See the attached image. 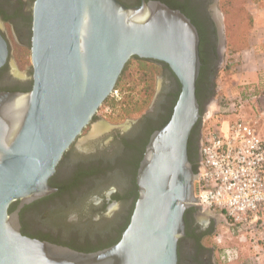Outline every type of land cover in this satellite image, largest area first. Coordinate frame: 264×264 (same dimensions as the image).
Segmentation results:
<instances>
[{
    "label": "water",
    "instance_id": "obj_1",
    "mask_svg": "<svg viewBox=\"0 0 264 264\" xmlns=\"http://www.w3.org/2000/svg\"><path fill=\"white\" fill-rule=\"evenodd\" d=\"M9 55L0 32V67ZM133 56L167 63L181 92L169 122L150 136L137 173L139 196L121 239L85 252L25 235L19 211L56 190L50 179L63 156ZM31 62V90L0 92V264H177L187 209L224 221L197 204L189 140L202 117V60L199 31L185 13L155 0L132 7L119 0H35ZM133 121L115 127L125 130ZM15 201L20 204L10 212Z\"/></svg>",
    "mask_w": 264,
    "mask_h": 264
},
{
    "label": "flooded vegetation",
    "instance_id": "obj_2",
    "mask_svg": "<svg viewBox=\"0 0 264 264\" xmlns=\"http://www.w3.org/2000/svg\"><path fill=\"white\" fill-rule=\"evenodd\" d=\"M34 1L0 0V32L8 43L9 60L20 48L31 51ZM119 1L132 7L152 0ZM155 1L181 10L199 31L200 53L208 60L209 66L200 88V98L205 102L211 89L209 81L213 79V71L220 61L221 18L217 7L218 0ZM9 60L0 67V92L32 89L33 66L27 70L25 76H19L13 73ZM148 60L159 64L167 75L165 90L153 110L136 121L132 120L129 128L125 130L114 128L85 138H81V135L65 153L50 179V184L56 190L24 205L19 211L25 235L85 252L105 249L121 239L128 222L131 221L138 199L137 193L139 196V165L152 130L158 126L149 129L151 121L159 116L162 111L161 101L165 95H169L170 91H166V86L170 89L180 82L167 63ZM104 136L107 138L103 139ZM199 136L197 125L192 133V154L197 166L201 147ZM141 141L144 143L136 158L135 151ZM127 174L132 177V187L125 188L123 192L117 184H107L110 178ZM19 204L20 201L12 203L10 212L16 211ZM73 204L82 206L80 210L73 211L70 208ZM185 221V234L178 243L177 264H220L215 246L208 241L216 228V218L201 217L196 208H189ZM29 227L34 229L30 230ZM103 236L106 238L103 239Z\"/></svg>",
    "mask_w": 264,
    "mask_h": 264
},
{
    "label": "rangeland",
    "instance_id": "obj_3",
    "mask_svg": "<svg viewBox=\"0 0 264 264\" xmlns=\"http://www.w3.org/2000/svg\"><path fill=\"white\" fill-rule=\"evenodd\" d=\"M217 7L223 39L221 57L215 69L214 95L206 101L199 121L200 134L202 136L203 131L220 126L223 120L243 117L251 121L264 138V69L260 73L259 83L251 81V78L260 71L256 67L259 59L255 54L259 53L264 60V27L256 28L260 16L264 21V0H218ZM12 59L17 66L15 74L19 76H24L32 67L31 51L27 48L17 50ZM242 62H245V65L242 66ZM166 78L167 75L156 62L132 57L116 85L119 97L109 96L105 100L81 138L108 132L116 128L115 126L136 121L147 114L155 97L158 95V101L162 96ZM167 87L166 91H170L168 93L170 96L165 95L162 99L160 105L162 111L151 121L149 129L159 125L170 113L174 94L179 86L175 83L170 89ZM240 98L243 99V107L236 113L222 111L226 99L236 102ZM106 106H110V111H106ZM96 125L102 127L101 131L95 132ZM143 143L144 141H141L135 151L136 158ZM111 183L117 184L123 192L125 188L132 187V177L128 174L117 175L107 181V184ZM81 206L82 204H73L70 208L78 211ZM201 217L206 218L204 215ZM216 223V228L208 241L215 246L220 264H264V228L248 234L246 239H240L224 221L216 219ZM115 235L116 233L113 234ZM226 248L237 249L239 257L231 261L222 260L221 254Z\"/></svg>",
    "mask_w": 264,
    "mask_h": 264
},
{
    "label": "built area",
    "instance_id": "obj_4",
    "mask_svg": "<svg viewBox=\"0 0 264 264\" xmlns=\"http://www.w3.org/2000/svg\"><path fill=\"white\" fill-rule=\"evenodd\" d=\"M110 96L119 97L116 87ZM242 107V98L226 99L222 111L236 113ZM200 154L197 204L221 214L240 239L264 228V138L251 121L243 117L223 120L220 126L203 131ZM238 257L235 248L221 254L226 261Z\"/></svg>",
    "mask_w": 264,
    "mask_h": 264
},
{
    "label": "trees",
    "instance_id": "obj_5",
    "mask_svg": "<svg viewBox=\"0 0 264 264\" xmlns=\"http://www.w3.org/2000/svg\"><path fill=\"white\" fill-rule=\"evenodd\" d=\"M201 54V53H200ZM133 57H138V56H133ZM138 58H140V57H138ZM201 60H202V67H201V73H200V77H199V79H198V82H197V96H198V99H199V102H200V104H201V112L203 113V111H204V105H205V103H206V101H208L213 95H214V92H215V82H214V79H215V76H216V72L215 71H213V79H211L209 82H210V86H211V89H210V93L208 94V99H206V101L204 102V101H202L201 100V98H200V88H201V85L203 84L202 83V80H203V78H204V76H205V72H208V70H209V66H208V60L207 59H205L204 57H203V55L201 54ZM175 75V74H174ZM179 87H178V89H177V91L175 92V94H174V99H173V101H172V106H171V109H170V113H169V115L157 126V128L156 129H153L152 131L154 132V130H157V129H160V128H162L166 123H168L169 122V120L171 119V116H172V113H173V110H174V106H175V104H176V102H177V99H178V97H179V94H180V92H181V83L179 82V85H178ZM31 90V89H30ZM29 91V90H28ZM198 126H199V123L197 124ZM196 125V126H197ZM152 132V133H153ZM151 133V134H152ZM192 144H193V140H192V135H191V137H190V140H189V156H190V160L192 161V163H193V167H194V170L197 172L198 171V166H197V164L195 163V159L193 158V154H192ZM137 198H138V193H137ZM11 209V208H10ZM189 209H187V211H188ZM186 211V212H187ZM186 214V213H185ZM130 222V221H129ZM129 222H128V224H129Z\"/></svg>",
    "mask_w": 264,
    "mask_h": 264
},
{
    "label": "crops",
    "instance_id": "obj_6",
    "mask_svg": "<svg viewBox=\"0 0 264 264\" xmlns=\"http://www.w3.org/2000/svg\"><path fill=\"white\" fill-rule=\"evenodd\" d=\"M264 27V21H263V18L262 16H260L257 20V26L256 28L257 29H263ZM262 41V40H261ZM255 56L257 57L258 60V65L256 66L257 69H259V74L256 73L252 78H251V81H254V82H257L259 83L261 81V75L260 73L262 72V70L264 69V60L262 59V57H260V54L259 53H256ZM259 57V58H258ZM245 59V58H244ZM243 61V60H242ZM245 65V62H242V66ZM263 74V73H262Z\"/></svg>",
    "mask_w": 264,
    "mask_h": 264
},
{
    "label": "bare ground",
    "instance_id": "obj_7",
    "mask_svg": "<svg viewBox=\"0 0 264 264\" xmlns=\"http://www.w3.org/2000/svg\"><path fill=\"white\" fill-rule=\"evenodd\" d=\"M96 126H97V125H96ZM98 127H99V128H98ZM100 128L102 129V127L98 125V126L96 127V129H95V132H96L97 130L101 131Z\"/></svg>",
    "mask_w": 264,
    "mask_h": 264
}]
</instances>
